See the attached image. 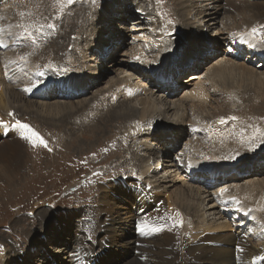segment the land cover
<instances>
[{
    "label": "rangeland",
    "instance_id": "obj_1",
    "mask_svg": "<svg viewBox=\"0 0 264 264\" xmlns=\"http://www.w3.org/2000/svg\"><path fill=\"white\" fill-rule=\"evenodd\" d=\"M221 1L222 0H72V2L69 3L68 0H38L36 4L32 5V7L41 9L35 10V8H33L32 10L30 6H26V8L31 9L33 15H39H35L37 17L30 22L38 23L34 27V30L37 29L36 31H38L35 33V37L45 36L48 40L50 39L51 45H49L48 48H53L54 44H57V47L54 49V53L51 56L46 49L42 54L44 48L36 51V54L34 55H29L27 50L18 51L21 55H26V57L32 62L33 67H31L35 68L37 65L43 66L44 64L46 67L53 68V70L57 73L54 78L59 79L62 77V74H60L61 69L55 64H59L61 59L66 54L71 55V57L76 60L77 64L85 62L84 65L86 66V69H84V71H86L87 76L84 77V79L82 78L83 76L81 72L83 73V69H80V66L78 65V69L73 70L74 73H72V76H74L75 79L76 77L81 76L80 78L83 80L78 78L76 79V81H78L76 83L85 85L84 92L76 95V98H70L71 100L60 98V96L54 98L58 93L54 94L53 98L47 100L50 105L64 102L68 105L77 106V109H73L71 112L78 114L76 115L78 120L74 121L70 119L67 123H65V126L62 122L58 121L60 119V115L56 116L58 120L52 119L51 122L55 123L52 125L48 121L51 116L47 115V112H45L44 109L42 110L38 108L39 101L35 96H33V94H30L31 98L27 96V100H25V102H28L29 100L31 103H34L36 107L22 109L24 105V102L22 101L21 103L17 102L14 105L15 111L11 115H6L5 112L0 111V114L3 113V117H6V120L10 119L11 124H8L12 125L11 127H14V129L12 128L11 133L9 131L10 134L7 137H0L1 151L2 146L5 144H20V155L16 157L15 160H5L0 162V264H28L27 261L30 264H65V262L66 264H69L71 260L67 258L69 254L68 252H72L73 249L76 248L77 245L80 246L81 243L92 245V247H94L95 243L101 239L105 240V251L102 250L98 253L99 258H96L93 264H105V260H107L106 264H124L126 261L130 262V260L134 259V257L136 258V251H132L134 243L127 242L130 237H133L134 234L136 235V227H134L135 223L132 219L133 214L131 213V211L135 212V209L132 207L135 202L134 196L131 194L129 187L121 184L122 187H120V189L121 191H125L126 194L130 193V196L125 195V193L122 194V192L113 188L118 184L113 182L115 179L105 181V177H102L99 179V183H96L91 179V177L95 174V172L101 171L108 173L109 176H116L117 173L123 171L124 168L122 165H128L130 167V171L124 173V176L120 178L122 181H125L126 179L128 181L129 179L126 177H137L135 174L137 172L131 171L133 164H139L140 168L149 166L150 170H152L154 167L161 168V161L153 164L151 160L152 156L149 155L150 151L148 150V144L146 143L149 141L150 133L144 131L145 128L134 129L133 126L131 127V124L127 123V125L129 124L130 126L115 130L113 128L117 122L113 121L111 123H107V125H102V127L99 126V130L102 131L100 134L91 131L89 132L88 128H86V124L87 122L92 123V121H90L89 118L87 119V116L89 115L88 111H91L90 106L87 107V102L91 101L94 97L105 93L111 85L110 83H119L120 81V83H129L133 78L131 76L133 75V71H130L131 69L129 70L127 68H131L132 63L137 62L132 61L131 56H135L138 53L146 59H152L154 57L157 58V47L159 46L161 36L168 37L169 40H174L175 46L172 45V48L167 50L165 55L159 58V61L152 63V65L147 66V68H155L156 72L158 73L159 71L160 73L161 63L163 64V68L169 66L170 64H174V62H170L167 59V54H169L171 50L175 49L177 52H180L175 56L176 58L173 57L174 59L177 60L182 57L181 60H187L190 56L196 55V49H201L199 43H201L203 39L207 40L209 44L207 46L208 50L205 52L208 57V61H204L207 59L203 55L201 62H199L198 69H196L195 72L193 71V73L199 75L201 78L200 80L205 82L207 87H211L209 92L210 94L211 92H214V94L210 95L211 106L202 109L203 111H196L193 109L191 112H188L187 120H189L193 126L198 122L199 128H189L188 126L184 128L182 133L178 134V137H180L177 139L178 144L170 153L173 160V163L170 164H172L173 167H167L168 173L171 171V176L176 175L180 178V180L185 178L187 175L186 171H189V159H191V157L189 158V152L194 151L192 148L196 149V152H193L195 154L194 161H196V163L202 160L201 155H203L204 152L206 153V151L218 154L215 156L217 160L210 163L211 169L208 171L203 169L204 173L214 171L215 167H212L213 165L217 167L219 166L226 171H232L227 174V177L226 175L224 177L221 176V178H226V180H223V183L218 182V184L216 183L214 185H210L208 188L202 186L200 191L204 189L208 190L219 201V192L223 190L226 191L227 189V191H231L233 186H243L245 183L249 184L251 182H256L260 184V189L257 191L259 197L256 203L259 205V208L262 209L261 206H264V185L262 186V184H264V170H260L258 172L256 168L253 167V173L251 171L247 172L243 180L237 181L238 179L235 178L237 176L236 172H243V169L237 168V166L244 165V167H249L250 164H255L254 162L259 158L264 159V143L260 146L256 145L258 142H264L263 57H261V59L255 54L248 55L250 49L246 50V52L243 51L242 55H234V58L231 56L235 51H242V46L238 40L233 41L235 37L233 34L241 31L244 25H246L245 23L252 25L253 28L257 29L259 35H253V37L256 41H259V45H261L264 49V42H261L262 38H264V12L263 14H260L261 16L259 17L256 16L257 13L255 11L246 14L243 10H239L243 16L239 11V13L233 12L234 14L228 13L224 8L225 4L220 3ZM232 1L233 5H236L235 0ZM259 2H261L258 3L259 5L264 6V0H260ZM180 7L185 10L184 13L183 11H179ZM42 8L44 9V12ZM4 10L5 9H3V11ZM202 11L206 13L200 14ZM92 14L95 17H91ZM181 14L184 15L182 16ZM203 15H206L207 18ZM3 18L1 19L5 21L6 17ZM50 24L54 25V28H49L48 25ZM63 24H66L64 27L68 32L67 34H65V31L64 33H60V27ZM83 24L85 25L84 28L86 31H84L85 34L81 35L77 33L74 28L75 26L82 27ZM68 25L70 27H67ZM56 26L59 28L56 29ZM79 30L82 32V28ZM132 34L136 36V41H134L138 46H140L133 50L130 46H128ZM211 37L218 39L217 45H211ZM69 38L71 39L69 40ZM106 41L113 44L110 50H107V46L105 45ZM63 42L65 43L63 44ZM70 42H73L74 45H71ZM93 42L96 44L94 45ZM59 44L64 45V48ZM67 45L69 46L67 47ZM93 46L95 50L96 48H99V46L103 48V55L105 56L104 59H98V51L96 52V55L93 49V51H89V48ZM211 46L214 47V50ZM226 47L229 52H227L228 50ZM18 48L21 47L18 46ZM68 48L69 52L67 51ZM62 49H66V52ZM56 51L58 52L56 53ZM7 53L8 52L4 51L3 48H0L1 57ZM236 56L238 57L237 60L235 59ZM81 57L86 58L85 60H80ZM224 59L233 60L238 64H243L253 71H251L248 76H242V81H244L243 83L240 81L239 75L234 77V81L230 78H223L224 80H221L220 78L217 79V77H212V81L207 79V77H205L207 70L209 71L216 66L218 62ZM37 60H42V62ZM179 63V65H182V62ZM190 63L189 68L191 66ZM119 64H121V66H118ZM126 64L127 67L125 66ZM200 65L201 68H199ZM103 66H105L104 70ZM91 67H95L93 72ZM10 71H12V69H10ZM164 72H166V70ZM190 73H192V71H186V73H183L178 77L180 80L179 85L182 84V86L187 87V82L181 83V80L187 77ZM138 78L139 83H144L146 88L152 87L149 77L145 78L139 75ZM207 80L209 82H207ZM218 81L220 84H218ZM233 82H235L236 85ZM213 83H216L217 86H212ZM229 84L235 87H240V94L238 95V93H232L227 96L226 93L228 92L224 87ZM86 85L91 88V90L88 91ZM11 92L13 91L8 90V93ZM73 92L74 91H72V93ZM16 93L19 94V92ZM16 93L14 92V94ZM182 93L177 92L173 94L172 97L169 98L170 101H177L176 99L179 98ZM75 94L77 93L75 92ZM161 95L166 96V93L164 92ZM161 95H157L152 98L154 100L156 99V104L158 106L156 104L155 105L159 109L162 107L157 102H160ZM223 101L226 103L223 104ZM127 103L134 105L135 107L138 106L137 101H128ZM153 105L154 104L151 106ZM83 107H85L84 111H82ZM139 108L140 109H137L138 112L141 111L142 107L139 106ZM83 112L86 114H80ZM153 116L154 114H149L147 118H143L142 121L148 122L147 126H160V129L163 130L165 127H168L167 122L170 120L173 123L176 121L174 127L179 124L177 117H174L170 111L167 114L168 120L163 119L160 121V118H154ZM233 117H235V119H233ZM15 120H19L22 123L29 125L33 131L46 141L47 147L41 146L38 143L34 144L29 139H26L25 131L16 126ZM221 120L224 122L221 123ZM157 121H160V124ZM113 123L114 125H112ZM205 124H212L216 131L219 129L223 137L227 136L234 139V145L240 149L239 153L235 152L233 155L224 154L217 146L212 145L209 141L211 140L209 139L211 134L200 127V125ZM109 130L112 131L110 132ZM131 131L136 132L139 135L132 136L130 134ZM249 134H251L250 138H248ZM213 138L217 141L220 139L225 140V138H220L219 134L213 135ZM114 140L117 143L124 140L122 145H130L131 149L134 151V155L139 154V156L134 158V156L130 154V150L126 151L128 154L120 156V151H113L115 149V144L111 145V143ZM151 142L154 150L157 151L155 139L150 141V143ZM237 143L241 146H238ZM167 147V150H172L169 148L170 146ZM119 156L123 161L120 166L118 164L120 161ZM142 157L146 160L144 159V163L140 164L139 161H142ZM233 157L235 158L233 159ZM207 162L209 161H204L203 163ZM162 168H164V166H162ZM190 178L193 177L190 176ZM180 180H177L174 187L169 188V194L173 195L180 188H182V191H185L187 186L185 185V188H183L184 184L180 182ZM172 188H174V190H172ZM176 189L177 191L175 192ZM101 192L104 193L102 195L103 197L100 195ZM117 192H119L120 197L121 195L125 196L123 198H117L115 195L113 196V194L118 195ZM151 195L153 198L159 200L160 203L164 205L165 209H168V198L166 194L164 195L162 190L154 191ZM178 196L179 194H176L173 197L175 198ZM106 198L112 201V203L118 204V213L123 218L122 220H124L126 227L121 225L123 222L118 221L121 227H117V230L109 225L104 231L102 230V233L94 232L93 234L91 232L93 238L88 237L87 239L86 237L89 233H75L77 226L84 223L83 218L86 219V217L90 215L94 220H96V217L98 216V212L96 210L103 211L105 208L109 207H106L107 203H109ZM186 202L193 203V207L195 208V201L189 199L181 203ZM236 203L238 202L234 201L231 206L228 205L227 207H224L222 216L217 214L219 213L220 208L223 207H218L214 209L215 211H209L206 209L203 210L201 214H195L193 212L194 209H192L190 218L191 222L189 224L191 225L195 223V221L202 218L206 222L211 220L221 222L220 219L224 217L230 220L233 229L237 230L239 220L234 217L236 215L233 213V209L239 207H235ZM212 204H217V202L214 201ZM247 205L251 206V204ZM189 206L190 205L181 207L187 208ZM202 207L203 206H201V208ZM108 210H110V208H108ZM86 211H91L93 213H89L87 215ZM149 211L150 209L147 214H142L144 218H149ZM212 212L214 215H212ZM94 213H96V215ZM63 214L69 215L70 218H67L64 222L60 223L62 225L60 232L58 229L51 232V230H53V222L60 219ZM116 216L117 212L115 213V217ZM262 216V218L253 221V225L258 229V231H261L264 228V210H262ZM102 217L103 216H101V218ZM110 217L113 218V216ZM110 217L108 219H112ZM249 219H252V217ZM79 221H81V223ZM67 229L69 230V233L67 232ZM244 230L245 232H243L246 235H249V229ZM104 232L110 233L113 237L108 239ZM63 233L64 235H61ZM46 234H51L52 236H48ZM35 235V241H39L37 238L41 235L42 238H40L44 241L42 245H35V243H33L35 238L33 236ZM204 235L208 236L205 232ZM262 235H264V233H262ZM118 238L122 240L121 243L117 241ZM113 242H118V245L115 246L112 244L111 249L115 252L118 251L122 262L117 261L115 255L110 259L105 258L107 250ZM122 244L125 245V248L121 247ZM91 255H89L90 259L93 257V254ZM76 260L77 259H73V264H75ZM136 261L137 259L135 262ZM176 264L187 263L181 260Z\"/></svg>",
    "mask_w": 264,
    "mask_h": 264
},
{
    "label": "bare ground",
    "instance_id": "obj_2",
    "mask_svg": "<svg viewBox=\"0 0 264 264\" xmlns=\"http://www.w3.org/2000/svg\"><path fill=\"white\" fill-rule=\"evenodd\" d=\"M37 1L38 0H0V6H1L0 7V12H1L0 14V48L1 49L3 48L4 51L8 52L6 55L2 57L0 56V111L5 112L6 115H10V113L13 114V112L15 111L14 105L17 102L21 103L22 101L24 102L22 109L36 107L34 103H31L29 100L28 102H25V100H27L26 99L27 96L31 98L30 94H33V96H35L36 99L39 101L38 108L42 110L44 109V111L47 112V115L51 116L50 118L47 117L49 118L48 121L52 125H54L55 123L51 122L52 119L58 120L56 116L60 115V119L58 121L62 122V124L65 126V123H67L68 120L70 119L74 121L78 120V118L76 117V115L78 114L71 112L73 109H77L76 108L77 106L70 105V104L68 105L64 102L57 103V104L55 103L53 105H50L48 104L47 100L53 98L54 94H57V93L58 94L54 98L60 96V98L70 99V98H76L77 97L76 95L84 92L85 85L76 83L78 82L76 81V79L80 78L81 76L76 77L75 79V77L72 76V73H74L73 72L74 69L75 70L78 69L77 66L79 65L80 69H83V73L81 71L80 72L83 76L82 78L84 79V77L87 76L86 71H84V69H86V66L84 65L85 62L77 64L76 60H74V58L71 57V55L65 54V56L59 62V64L51 63V64H55L61 69L60 74H62V77H60L59 79H55L54 76L57 73L53 70V68L46 67L43 63H42L43 66L37 65V67L32 68L33 67L32 62L26 57V55H21L18 52L22 50H27L29 55H34L36 54V51L44 48L42 51V54L44 53V50L46 49V51L50 53V56H51L54 53V49L57 47V44H54L53 48H48L49 45H51V43H50V39L48 40L45 36L35 37V33H37L38 31H36L37 29L34 30V27L38 23L37 22L30 23V22L34 20L35 17H37L35 15H38V14L33 15V12H31V9L26 8V6L27 7L30 6L32 10L33 8H35V10L37 9L39 10L41 8L32 7V5L36 4ZM259 1L260 0H235L236 5H233L232 0H222L220 3L225 4L224 8L228 13H233V12H238L239 10H243L247 14V13L255 11L257 13L256 16L259 17L261 16L260 14H263L264 12V6L259 5L258 3H261ZM3 9L5 10L3 11ZM179 11H183L184 13L185 10L180 7ZM43 12H44V9H43ZM239 12L241 14V11ZM205 13L206 12L202 11V13L200 14H205ZM181 15L183 16L184 14H181ZM203 16L206 17V15H203ZM3 17H6L5 21L3 20L4 19ZM91 17H95V16L92 14ZM245 24L246 25H244L241 31H238L237 33L233 34V36H235L233 41L238 40L241 46H242V42L246 41L247 44H245L244 47H246L247 45H250V47L247 49V50L250 49V52L248 53V55L251 54V50L252 51L254 50L255 51L254 54L257 55V57L258 56L260 58L263 57V59L262 58L261 59H262V62H264V49L261 47V45H259V41H256L253 35L250 34L251 33L250 30L253 29L252 25H249L247 23ZM65 25L66 24H63L60 27V31H61L60 33H64V31H65V34L68 33L66 28L64 27ZM71 26H72V23H71ZM84 26H85L84 24L82 27L75 26L74 29L76 30L77 33L83 35L85 34L84 31H86ZM67 27H70V26L68 25ZM58 28L59 27L56 26V29ZM80 28H82V32L79 30ZM70 39L71 38H69V40ZM134 40L136 41V36L132 34L129 45H128L132 48V50L140 47L136 44ZM210 41H211V45H214V44L217 45L218 39L211 37ZM64 43L65 42H63V44ZM70 44L74 45L73 42H70ZM174 44H175L174 40H169L168 37L161 36L159 40V46L157 47L158 48L157 58L154 57L152 59H146V58H143L142 55L138 53L135 56L134 55L131 56L132 61H137L135 63H132L131 68L130 67L127 68L129 70L131 69L130 71H133V75H131L133 78L131 79V81L129 83H120L121 81L119 83L117 82L110 83L111 85L108 87L105 93L99 96H96L91 101L87 102L88 104L87 107L90 106L91 108V111L90 110L88 111L89 115L87 116V119L89 118L90 121H92V123H89V122H87V124L85 123L86 128H88L89 132L91 131V132L100 134L102 131L99 130L100 129L99 126L102 127V125H107V123H111L113 121L117 122L113 128L115 130L126 128V126H130L129 124H131V127L133 126L134 129L145 128L144 131H147L148 133H150L149 141L146 142L148 144V145L146 144L149 148L148 150L150 151L149 155L152 156L151 160L153 164L154 163L156 164V162L161 161V168L154 167L152 170H150L149 166H144V167L141 166L142 168H140L139 164L138 165L133 164L131 171L137 172L135 173L137 177H134L132 175L134 178L126 177L129 180L127 181L126 179L125 181H122L120 180V178L124 176V173L130 171V167L128 165L127 166L122 165V167L124 168V169L122 168L123 171L117 173L116 176H111V175L109 176L108 173L106 172L104 173L103 171H101V172H95V174L92 175L91 179L94 180L96 183H99L98 181L102 177H105L106 179L105 181L107 180L111 181V179L112 180L115 179L113 182L118 183L117 184L118 187L114 186L113 188L119 190L120 192H122V194L125 193V195H129V196L131 195L130 193L126 194L125 191H121L120 189V187H122L121 184L125 185L126 187H129V189L134 188L135 189L133 192L134 196L136 200L139 199L138 205L133 204L132 206L135 209V211L144 210L145 212L143 214H147L148 210L150 209L149 218H144L143 215L136 216L135 213L131 211V213L133 214L132 219L134 220V223H135L134 227H136L135 232L138 231V225L143 223L149 226L145 229L146 231H149L151 234H150V238L148 239L140 238L135 234L133 235V237H130V239L127 242L134 243V245L132 246L133 247L132 251L133 252L136 251V258L134 257V259H131L130 262L126 261L124 262V264H176V263H179L181 260L185 261L187 264H258L260 263V261L255 260L254 258L264 257V235H262V233H264V228L263 230L258 231V229L254 227L253 221L263 217L262 210H264V206H261L262 209H260L259 205H257L256 203L259 197L257 191L258 189H260V186H259L260 184L256 182L255 183L251 182L249 184L245 183L243 184V186H237V187L233 186L231 191H227L228 189L226 191L223 190L218 193V198H220V200L218 201V199H216V197L212 193H210L208 190L204 189L200 191V189L202 188V186L208 188V186L214 185L216 183L218 184V182L223 183L224 182L223 180H226V178H221V176L224 177L225 175L231 173L232 170L226 171L223 168L219 166L217 167L212 164L213 165L212 167H215L214 171H210L208 173L206 172L207 174L204 173L203 169H205V171H208L211 169L210 163L217 160L215 156L218 154L209 153L206 151V153L204 152V154L201 155L202 160L196 163V161H194L195 154L193 153V152H196V149L194 148H192V150L194 151L189 152V158L191 157V159H189L188 170L197 171V169L200 168L201 171L199 172L200 175H198L197 177L198 180L195 179L194 177L190 178L187 176H185L184 179L180 180V178L176 175L171 176L172 174L171 171H169L171 174L168 173L167 167L169 168L173 167L172 164H170V163H173L170 153L174 150V148L178 144L177 139L180 138L178 137V134L182 133L184 131V128L188 126L189 128H196V129L199 128L198 122L195 123L193 126L192 123L189 120H187L188 112H191L193 109L196 111H199V110L203 111L202 109L211 106L210 105L211 104L210 95L214 94V92H211L210 94L209 92H210L211 87L210 88L207 87L206 83L200 80L201 79L200 76L196 75V73H193V71L195 72L196 69H198L199 62H201L203 55L207 59L204 61L205 62L208 61V57L206 56V52H205L206 50H208L207 46L209 42L207 40L203 39L202 42L199 43L201 49L200 50L196 49L197 50L195 52L196 55L190 56L189 59L187 60L185 59L181 60L182 57L177 60L174 59L173 57L178 55L180 52H177V50L175 49L171 50L169 54H167V59L170 62H174V64H170L169 66L163 68V64L161 63L160 73L159 71L157 73L155 68H147V66L152 65V63H156L157 61H159V58L164 56L165 52L172 48V45L175 46ZM59 45H62V44H59ZM105 45L107 46V50H110V48L113 46V44L107 41ZM154 45H150V46H154ZM18 46L21 48H18ZM62 46L64 48V45ZM68 46L69 45H67V47ZM100 46L99 48H96V50L94 46L90 47L89 51L94 50L95 55H96V52L98 51L97 53V56L99 57L98 59H101V58L104 59L105 58V56L103 55L104 50ZM211 47L214 50V47L213 46ZM69 48L67 49V51L69 50ZM62 50L65 51L66 49H62ZM58 51H56V53ZM235 53L236 52L232 54L231 52L232 54L231 57L236 55ZM85 58L86 57H81L80 60H85ZM37 61H40V60H37ZM40 62H42V60ZM179 62H182V65H179L180 64ZM189 63L192 66V68L191 66L189 68ZM118 66H121V64H119ZM125 66L127 67V64ZM186 68H188V70H186ZM199 68H201V65L199 66ZM10 69H12V71H10ZM93 69H95V67H91L92 72H93ZM104 69H105V66H103V70ZM164 69L166 70V72H164L165 71ZM186 71H189V72L192 71V73H190L187 77L181 80V83L187 82V87L182 86V84L179 85L180 80L178 78L177 79L175 78L178 72L184 73ZM251 71L253 70L247 68L243 64H238L233 60L224 59L218 62L217 65L214 66L209 71L207 70L205 77H207V79H210V81H212V77H217V79L220 78L221 80L223 78L225 79L230 78L234 81V77H236V75H239L240 76L239 79L243 83L244 81H242V76L250 75ZM139 75L145 78L149 77L152 87L146 88V85H144V83H139V78H138ZM207 82L209 81L207 80ZM218 84H220L219 81H218ZM230 84L224 87L225 90L228 92L226 93V95L229 96L232 93L233 94L238 93L239 95L240 87L238 86L235 87ZM33 85H38V87H33ZM214 85H216V83L212 84V86ZM87 88H88V91L91 90V88L89 87ZM8 90H12L13 92L8 93ZM72 91L76 92L77 94H74V92L72 93ZM14 92L15 93L19 92L20 95L17 93L16 95L14 94ZM164 92L166 93V96L161 95ZM177 92H181V93L183 92V93L181 94L179 98L176 99L177 101L175 100L170 101L169 98H171L172 95ZM157 95H161L160 102H157L162 107L161 109L157 107L158 105L156 104V99L155 100L152 99L153 97ZM128 101L129 102L137 101L138 106L135 107L134 105H130L127 103ZM43 102H47V103H43ZM224 103L226 102L223 101V104ZM152 104L154 105L151 106ZM139 106L142 107L140 112L137 111V109H140ZM84 110H85V107L82 108V111ZM169 111L172 112L174 117H177V119L179 120V124L176 127H174L176 121L173 123L171 120L167 122L168 127H165L164 130L160 129V126L159 127L147 126L148 122L142 121V119L145 117L147 118L149 114H154L153 117L160 118V121L163 119L168 120L167 114ZM80 114H86V113L83 112ZM3 116H4L3 113L0 114V137L1 138L7 137L12 132V127L10 130V133L7 130L8 123L11 124L10 119L8 118L9 120H6V117H3ZM150 119H149V122H150ZM160 121H157V122H159L160 124ZM127 123L129 124L127 125ZM112 125H114V123ZM200 127L201 129H204L209 134H211V136L209 137V139H211L209 140L210 143L214 146H217L222 153L229 154V155H233L235 152L239 153L240 149L236 145H234L235 140L232 139L231 137H227V136L223 137V135L220 133V130L218 129L216 131L212 124L211 125L210 124L200 125ZM130 134L132 136L139 135L138 133L133 132V131H131ZM218 134L220 135V138L222 139L225 138V140L220 139L217 141L215 138H213V135H218ZM250 135L251 134L248 135V138H250ZM153 139H155L157 151L154 150L152 146L153 145L152 142L150 143V141H152ZM124 140H122L119 143H117L114 140L111 143V145L115 144V149L113 151L114 152L120 151V156H122L123 154H128L126 153V151L130 150V154L133 155L134 158H137L139 154L134 155V151L131 149L130 145L128 146H126V144L122 145V142ZM262 143L264 142H258L256 145L260 146ZM19 145L20 144L18 143H15V144L10 143V144L3 145L2 151L0 149L1 151L0 152V162L5 161V160H8V161L15 160V158L20 155ZM167 146H170L169 148H171L172 150L170 151L167 150L168 149ZM238 146H241V145L238 144ZM120 156H119L120 161L118 162L119 166L121 165V162H123ZM142 158H143L142 161L141 162L139 161L140 164L144 163V161L146 160L144 157ZM204 161H209V162L203 163ZM254 163L255 164L253 163L250 164L249 167H244V165L237 166V168L243 169V172L242 173L236 172L237 176L235 179H238L237 181L243 180L247 172L251 171L253 173V167L256 168L258 172L260 170L262 171L264 170V159L259 158ZM162 166H164V168H162ZM177 180H180V182L184 184L183 188H185V185L187 186V188H185V191H182L181 190L182 188H180L178 191L176 189L175 192L176 191L177 192L171 195L169 194L168 190L169 188L174 187V185H176ZM263 185L264 184H262V186ZM161 190L163 191L164 195L165 194L167 195V198H168L167 208L168 209H165L164 205L161 204L160 201L157 200L156 198H153L151 195L152 192L161 191ZM172 190H174V188H172ZM117 193L118 195L113 194V196L115 195L117 196V198H123L125 196V195H121L120 197L119 192ZM143 193L148 195L150 202H148L146 198L143 197ZM103 194L104 193L101 192L100 195L102 196ZM176 194H179V196L174 198L173 196ZM189 199L190 200L192 199L193 201L196 202L195 208L193 207L194 204L190 203L191 201L186 202V203H181ZM106 200L109 202L107 203L106 207L109 206L108 208H110V210H108V208H105L103 211L96 210L98 212L97 213L98 216L96 217V220H94L90 215L86 217V219L83 218L84 223L82 225L77 226V228L75 229L76 231L75 233L87 232L89 233L86 237L87 239L88 237L93 238L91 234L92 233L94 234V232L102 233V230L104 231L105 228H107V226L109 225L114 227V229L116 230H117V227L120 228L121 225L126 227L124 220H122L123 218L118 213V210H119L118 204L112 203V201L108 200L107 198ZM214 201L217 202V204L213 205L212 203ZM234 201L238 202L235 204V207L239 206L238 208L233 209L234 210L233 213H235L236 215L234 217L239 220V224H237L238 226L237 230H234L233 226L230 223V220L224 217L220 219L221 222L216 221V220L214 221L211 220V221L206 222L202 218L200 220L195 221V223L191 225L189 224L191 222L190 218H191L192 209H194L193 212L195 214H199V213L201 214V212L206 209L211 211L218 207H223V208H220L219 213L217 214V215L222 216V211L224 210V207H227L228 205L231 206V204H233ZM247 204H251V206H248ZM186 205H190V206L187 208L181 207V206H186ZM201 206L203 207L201 208ZM115 211L117 212L116 217L118 219L115 217V213H116ZM86 213L88 215L89 213H93V212L86 211ZM176 213H179L178 217L176 216ZM94 214L96 215V213ZM212 215H214V213ZM101 216L103 217L101 218ZM110 216H113V218ZM109 217L112 219H108ZM250 217H252V219H249ZM67 218H70V216L63 214L60 219L54 221L53 230H51V232L52 231L54 232L55 229H58L60 232L61 226H62L60 223L64 222V220ZM177 219L182 221V226H174L175 221ZM118 221H121L123 223L120 225ZM79 222L81 223V221ZM152 228H160L161 230L158 232H153ZM244 229H249L250 231L249 235L248 234L246 235L245 233H243ZM69 230L67 229L68 233H69ZM204 232L208 234V236L204 235ZM104 234L105 236H107L108 239H111V237H113L111 236L110 233L104 232ZM46 235L50 236L51 234H46ZM61 235H64V233ZM33 237H35L33 241L35 245H38V244L42 245L44 243V241L41 240L42 238L41 235H39L37 238V240L39 239V241H35L36 235ZM104 241H105L104 239L99 240L98 242L95 243L94 247H92V245H87L85 243L84 244L81 243V245L79 244L80 246H78L76 243L77 245L76 248H74L72 252H68L69 254L67 258L71 260L69 264H73V259H77L75 261V264H93L95 259L99 258L98 253L104 250V247H105ZM117 241L120 243L122 242V240L119 238ZM118 242L111 243V245L109 246V249L107 250L105 258L110 259L111 257L115 255L117 258V261L122 262L121 256L118 253V251L115 252L113 249H111L112 244L116 246L118 245ZM121 247L125 248V245L122 244ZM238 248L243 249V251L237 250ZM91 254H93L92 259L89 258V255ZM136 259L137 261L135 262ZM105 262L107 263V260H105ZM27 263L30 264L28 261Z\"/></svg>",
    "mask_w": 264,
    "mask_h": 264
},
{
    "label": "snow or ice",
    "instance_id": "obj_3",
    "mask_svg": "<svg viewBox=\"0 0 264 264\" xmlns=\"http://www.w3.org/2000/svg\"><path fill=\"white\" fill-rule=\"evenodd\" d=\"M69 3L72 2V0H68ZM49 28H54V25H48ZM252 35H259V33L257 32V29L253 28L251 29V33ZM261 42H264V38H262ZM33 87H38V85H33ZM11 115V113H10ZM233 119H235V117H233ZM224 121L221 120V123H223ZM16 126L23 129L26 133L25 138L29 139L31 142H33L34 144L38 143L41 146L47 147V143L44 139H42L35 131H33L29 125L22 123L21 121L17 120L16 122ZM50 150V149H49ZM235 157H233L234 159ZM176 216H179V213H176ZM174 226H182V221L180 220H176ZM149 227L147 224H139L138 225V230L141 231V233H143L144 229ZM160 228H152L153 232H158L160 231ZM239 251H243V249H237ZM255 260H259L261 262V264H264V257H255Z\"/></svg>",
    "mask_w": 264,
    "mask_h": 264
},
{
    "label": "water",
    "instance_id": "obj_4",
    "mask_svg": "<svg viewBox=\"0 0 264 264\" xmlns=\"http://www.w3.org/2000/svg\"><path fill=\"white\" fill-rule=\"evenodd\" d=\"M174 58H176V57L174 56Z\"/></svg>",
    "mask_w": 264,
    "mask_h": 264
}]
</instances>
